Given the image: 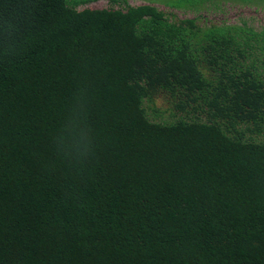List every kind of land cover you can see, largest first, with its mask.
I'll return each mask as SVG.
<instances>
[{"label":"trees","instance_id":"16d2710c","mask_svg":"<svg viewBox=\"0 0 264 264\" xmlns=\"http://www.w3.org/2000/svg\"><path fill=\"white\" fill-rule=\"evenodd\" d=\"M97 1L0 0V264H264V30Z\"/></svg>","mask_w":264,"mask_h":264},{"label":"rangeland","instance_id":"374dc122","mask_svg":"<svg viewBox=\"0 0 264 264\" xmlns=\"http://www.w3.org/2000/svg\"><path fill=\"white\" fill-rule=\"evenodd\" d=\"M130 6L151 4L156 8L175 15L178 19L197 18L202 25L221 24L243 25L247 23L256 31L264 30V0H206L205 10L198 12L188 9H176L177 0H126ZM221 6V9H213L212 6ZM111 5L106 0L97 1L83 8L94 10L108 9ZM171 7V8H170ZM173 7V8H172ZM82 9V8H81ZM158 106L168 107L165 99H157Z\"/></svg>","mask_w":264,"mask_h":264}]
</instances>
